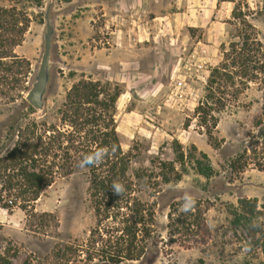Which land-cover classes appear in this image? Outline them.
<instances>
[{
  "label": "rangeland",
  "instance_id": "rangeland-1",
  "mask_svg": "<svg viewBox=\"0 0 264 264\" xmlns=\"http://www.w3.org/2000/svg\"><path fill=\"white\" fill-rule=\"evenodd\" d=\"M173 5L172 0H0V8L14 7L28 20L22 41L13 49L22 62L13 66L21 81L9 96L0 95L2 156L16 142L10 126L24 127L32 121L59 124L58 109L75 82L117 85L122 94L115 121L122 152L129 158L128 173L143 169L157 173L159 162L175 159V141L189 161L179 181L139 193L154 210L152 236L139 260L118 264H194L199 259L207 264H264L259 250L248 251L235 243L220 256L206 245L204 231L210 223L221 222L222 205L234 206L240 199L254 200L258 207L264 204V168H256L257 160L250 155L252 138L257 148L264 147V77L248 84L216 114L212 139L206 136L211 123L200 126L195 114L207 95L210 70L230 43L239 44L236 37L244 22L255 28L264 49V0H235L229 18L221 21L225 24L212 18L219 39L210 57L218 62L207 65L201 74L204 81H197L184 67L195 47L207 43L204 28L189 27L181 16L182 5ZM47 7L54 28L50 79L44 108L36 111L25 94L42 53ZM190 14L192 19L198 15L194 9ZM180 76L186 78V90L192 95L175 99L170 90ZM237 154L246 161L242 170L230 165ZM195 162L208 164L213 175L198 174ZM260 162L264 166V159ZM88 185L85 168L76 162L26 210L18 206L11 217L0 216V256L11 264H106L97 256L88 260L86 254L90 230L96 226ZM185 196H191L201 211L196 219L193 210H182Z\"/></svg>",
  "mask_w": 264,
  "mask_h": 264
},
{
  "label": "trees",
  "instance_id": "trees-1",
  "mask_svg": "<svg viewBox=\"0 0 264 264\" xmlns=\"http://www.w3.org/2000/svg\"><path fill=\"white\" fill-rule=\"evenodd\" d=\"M242 25L244 28L236 37L239 44L230 43L222 52L220 62L210 70L207 78V95L195 110L200 126L211 123V129H206L209 139H212L210 130L218 122L216 114L223 111L226 103L241 94L248 84L264 77V49L256 37L255 28L247 22ZM27 27L26 16L16 8H0L2 96H9L12 87L21 81L13 66L22 62L18 61L13 49L22 41ZM121 94L117 85L79 80L67 91L58 109L59 124L32 121L21 127L16 123V128L10 126L9 129L14 132L16 142L3 156L5 148L0 149V208L8 214L18 206L26 210L56 178L69 174L73 164L80 163L85 155L97 149L107 152L102 162L84 166L88 195L96 217L86 254L88 260L97 256L106 264L137 261L143 256L152 236L154 210L151 204L139 198V193L143 188L156 187L159 183L179 181L186 162L181 147L175 141V159L159 162L157 173L144 169L134 171L132 175L128 173L129 158L122 152L115 121L116 103ZM250 141V155L257 160L254 166L264 168L260 162L264 159V147L257 148L254 138ZM243 154L246 155V150ZM199 155L206 160L204 153L199 152ZM244 156L235 155L231 159V167L242 170L246 166ZM186 163L188 165L189 161ZM193 169L206 178L213 175L208 164L202 166L195 162ZM113 182L123 184L125 190L122 194L114 192ZM220 209L221 222L217 226L210 223L204 228L208 239L206 245L216 248L223 256L226 247L230 248L235 243L248 251L259 250L264 259V204L258 207L254 200L240 199L236 205H222ZM191 210L196 219L200 209L193 206ZM0 264L11 263L6 256H0ZM194 264L207 263L199 259Z\"/></svg>",
  "mask_w": 264,
  "mask_h": 264
},
{
  "label": "crops",
  "instance_id": "crops-1",
  "mask_svg": "<svg viewBox=\"0 0 264 264\" xmlns=\"http://www.w3.org/2000/svg\"><path fill=\"white\" fill-rule=\"evenodd\" d=\"M174 3L173 7L176 5L177 7L182 5L183 12L181 14L182 17H186V21L190 23L191 28H204V34L203 39L208 43L211 44L207 45V43H203L202 45L205 48L206 51V61L207 65L214 63V59L210 57L213 55V53L216 51L215 45L217 43V40L219 39V33L217 32L218 26L214 25L212 18L219 19L220 22H217V24H225L224 22H221L225 19H228L230 16V13L232 11V6L235 4V0H172ZM197 12V17H194L193 19L192 10ZM210 17V18H208ZM166 17H163L164 19ZM209 24V27L207 25ZM213 26V27H212ZM216 31V33H215ZM206 37V39H205ZM216 41V42H215ZM198 43H201V41L198 40ZM211 52V53H210ZM211 54V55H210ZM218 62V61H217ZM215 62V63H217ZM213 65H216V64ZM1 209V208H0ZM0 216L1 217H11L10 214H6L4 212V209H1Z\"/></svg>",
  "mask_w": 264,
  "mask_h": 264
},
{
  "label": "water",
  "instance_id": "water-1",
  "mask_svg": "<svg viewBox=\"0 0 264 264\" xmlns=\"http://www.w3.org/2000/svg\"><path fill=\"white\" fill-rule=\"evenodd\" d=\"M44 21L42 53L31 86L25 94L26 102L36 111H41L44 108V96L50 79L51 37L54 28L49 19V7L45 10Z\"/></svg>",
  "mask_w": 264,
  "mask_h": 264
},
{
  "label": "built area",
  "instance_id": "built-area-1",
  "mask_svg": "<svg viewBox=\"0 0 264 264\" xmlns=\"http://www.w3.org/2000/svg\"><path fill=\"white\" fill-rule=\"evenodd\" d=\"M205 54V48L198 45V47H195V49L188 55V60L186 61V65L184 66L187 73L194 74L193 77H195L197 81L205 80V78L202 76L206 72L207 68ZM186 85V78L181 76L176 78L170 90V96H173L175 99H182L185 98V96L188 94L192 95L191 91L187 92Z\"/></svg>",
  "mask_w": 264,
  "mask_h": 264
},
{
  "label": "clouds",
  "instance_id": "clouds-1",
  "mask_svg": "<svg viewBox=\"0 0 264 264\" xmlns=\"http://www.w3.org/2000/svg\"><path fill=\"white\" fill-rule=\"evenodd\" d=\"M106 154L107 152L104 149H97L85 155L82 161L80 162V164L82 167L96 165L102 162ZM112 189L118 195L122 194L125 190L123 184L119 182H113ZM194 204H195V200L191 196H185L184 203L181 206L182 210L189 211L194 206Z\"/></svg>",
  "mask_w": 264,
  "mask_h": 264
}]
</instances>
